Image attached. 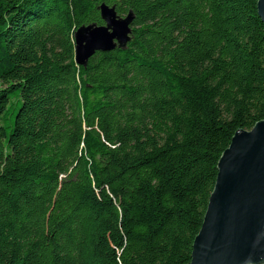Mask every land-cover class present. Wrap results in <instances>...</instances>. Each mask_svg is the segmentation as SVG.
<instances>
[{
	"label": "trees",
	"instance_id": "trees-1",
	"mask_svg": "<svg viewBox=\"0 0 264 264\" xmlns=\"http://www.w3.org/2000/svg\"><path fill=\"white\" fill-rule=\"evenodd\" d=\"M104 2L132 40L79 66ZM257 2L0 0V264H190L221 156L264 119Z\"/></svg>",
	"mask_w": 264,
	"mask_h": 264
},
{
	"label": "water",
	"instance_id": "water-1",
	"mask_svg": "<svg viewBox=\"0 0 264 264\" xmlns=\"http://www.w3.org/2000/svg\"><path fill=\"white\" fill-rule=\"evenodd\" d=\"M103 26H82L74 34L75 62L86 67L97 53L126 50L133 12L118 15L102 3ZM264 25V0L257 2ZM190 264H264V119L239 131L218 163V175Z\"/></svg>",
	"mask_w": 264,
	"mask_h": 264
},
{
	"label": "rangeland",
	"instance_id": "rangeland-1",
	"mask_svg": "<svg viewBox=\"0 0 264 264\" xmlns=\"http://www.w3.org/2000/svg\"><path fill=\"white\" fill-rule=\"evenodd\" d=\"M17 101L19 102V105H18V103L16 104V99H13V100H12V104H13V106L11 107L10 112H13V113H14V112L17 110L18 106L21 105V100H20V98H19Z\"/></svg>",
	"mask_w": 264,
	"mask_h": 264
}]
</instances>
